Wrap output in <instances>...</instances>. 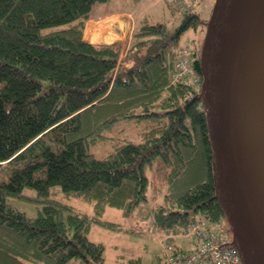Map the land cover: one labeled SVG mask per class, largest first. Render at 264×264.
Returning <instances> with one entry per match:
<instances>
[{
    "label": "trees",
    "instance_id": "obj_1",
    "mask_svg": "<svg viewBox=\"0 0 264 264\" xmlns=\"http://www.w3.org/2000/svg\"><path fill=\"white\" fill-rule=\"evenodd\" d=\"M102 1L109 0H0V264H105L104 243L87 234L91 223L121 229L102 218L105 209H136L155 165L168 181L153 212L158 226L177 233L199 215L210 223L224 217L200 85L173 77L186 47L200 73L202 38L184 43L183 34L206 29L204 19L185 0H171L182 9L179 24H135L124 49L84 37ZM132 118L147 121L139 140L115 138L108 154L91 152L117 121ZM55 185L93 211L52 197ZM10 196L39 202L37 214Z\"/></svg>",
    "mask_w": 264,
    "mask_h": 264
},
{
    "label": "water",
    "instance_id": "obj_2",
    "mask_svg": "<svg viewBox=\"0 0 264 264\" xmlns=\"http://www.w3.org/2000/svg\"><path fill=\"white\" fill-rule=\"evenodd\" d=\"M199 54L217 198L243 264H264V0H215Z\"/></svg>",
    "mask_w": 264,
    "mask_h": 264
},
{
    "label": "rangeland",
    "instance_id": "obj_3",
    "mask_svg": "<svg viewBox=\"0 0 264 264\" xmlns=\"http://www.w3.org/2000/svg\"><path fill=\"white\" fill-rule=\"evenodd\" d=\"M214 1L185 0L184 2H187V5L199 12L201 17L206 20L210 16ZM110 2L115 10L124 9L133 13V16L129 14L119 16L120 20L124 19L128 23L124 29L117 25L116 21L105 23L110 26L112 32L115 31V34L119 36L110 42H119L124 49H127L135 24L145 20L160 21L166 23L170 28H175L182 16V9L179 6L175 7L171 0H110ZM176 2L181 1L175 0ZM201 28L202 26L199 25L196 31L193 29L187 30L183 34L184 43L190 41L192 36L203 40L206 29ZM120 30L122 31L120 32ZM2 84L3 82H0V87ZM146 127L147 121L145 119H121L108 131L110 138L92 144L90 150L96 156H104L113 149V143L117 138L122 137L137 141ZM156 167L155 165L146 169L150 179L146 191L147 199L142 201L136 209L128 214L115 207L109 206L105 209L102 218L120 223L121 229H111L97 222L91 223L87 234L90 239L104 243L105 264H113L114 262L127 264L130 259L137 257L141 259V264H160L165 255L168 242H172L182 250H189L194 246L195 242L190 240L186 234L181 233V231L168 233L158 226L153 219L154 208L164 201V194L168 186L164 170H159ZM51 190L52 197L69 203L76 210L93 211L91 203L79 196L65 195L59 185L53 186ZM25 193L33 197L36 195V190L28 187L25 188ZM8 198L10 203L24 210L29 216H35L38 207L41 205L39 202L28 198L16 196ZM210 225L214 233L219 235L229 234L224 217Z\"/></svg>",
    "mask_w": 264,
    "mask_h": 264
},
{
    "label": "built area",
    "instance_id": "obj_4",
    "mask_svg": "<svg viewBox=\"0 0 264 264\" xmlns=\"http://www.w3.org/2000/svg\"><path fill=\"white\" fill-rule=\"evenodd\" d=\"M177 72L173 77L188 76L194 87L200 84V74L196 70L189 47L183 50L176 62ZM211 223L199 215L181 228L194 241L189 250H182L173 243L166 244L165 255L160 264H242L238 250L229 244L231 236L212 232Z\"/></svg>",
    "mask_w": 264,
    "mask_h": 264
},
{
    "label": "crops",
    "instance_id": "obj_5",
    "mask_svg": "<svg viewBox=\"0 0 264 264\" xmlns=\"http://www.w3.org/2000/svg\"><path fill=\"white\" fill-rule=\"evenodd\" d=\"M127 14L133 16V13L131 11H126L124 9L118 11V10H115L114 8H112V4H111L110 0L109 1H102V2H96L92 7L91 17L87 20L85 30H84V36H85V32H86V27H87L88 23H90L91 20H94L92 22H97L100 24L101 23H107L108 24L110 22H114L116 20H119V16H121V15L123 16V15H127ZM122 20L124 22H126V20H124V19H122ZM117 25H119V24L117 23ZM121 31L122 30H120V32Z\"/></svg>",
    "mask_w": 264,
    "mask_h": 264
},
{
    "label": "bare ground",
    "instance_id": "obj_6",
    "mask_svg": "<svg viewBox=\"0 0 264 264\" xmlns=\"http://www.w3.org/2000/svg\"><path fill=\"white\" fill-rule=\"evenodd\" d=\"M116 22L120 25V27L122 29H124L126 27V25L128 24L127 22H124L123 20H120V19L116 20ZM117 36H118V34L116 35L115 31L112 32L110 26L106 25L105 23H101L100 24V23H97V22H92V23L90 22V23H88V25L86 27L85 38L87 40L93 42V43L110 42L111 40H113Z\"/></svg>",
    "mask_w": 264,
    "mask_h": 264
}]
</instances>
